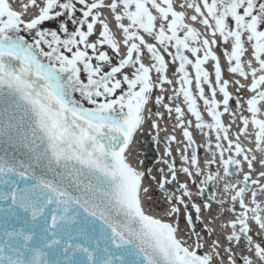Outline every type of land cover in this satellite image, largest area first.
Segmentation results:
<instances>
[{
    "label": "snow or ice",
    "instance_id": "snow-or-ice-1",
    "mask_svg": "<svg viewBox=\"0 0 264 264\" xmlns=\"http://www.w3.org/2000/svg\"><path fill=\"white\" fill-rule=\"evenodd\" d=\"M23 7L36 11L25 20L24 12L0 0V141L5 145L0 264H264V202L257 200L264 197V0H191L179 4L180 10L173 0H27ZM102 9L110 10L122 34L123 55ZM184 9L194 14L186 17ZM186 19L204 26L205 34ZM221 43L227 71L247 81H235L236 91L250 93L246 100L236 97L234 108L229 80L222 79L221 59L213 51ZM145 51L148 65L142 62ZM165 54L172 63L179 61L175 81L166 75ZM209 61L214 83L203 67ZM186 66L194 69L197 96ZM174 83L180 85L174 95L182 94L195 128L214 132L215 144L203 145L209 158L202 170L188 130L192 121L185 122L179 105L170 107L162 103L164 95L156 96L157 106L175 112V127L187 141L179 153L181 166L166 148L167 158L159 161L166 168L157 169V176L152 168L130 163L126 150L146 123L159 127L152 117L161 118V112L148 107L153 89L163 93L164 85ZM197 99L211 122H205ZM225 114L232 124L240 122L235 139L222 120ZM240 136L252 147H242ZM8 146L15 150L12 156ZM217 164L223 175L211 170ZM256 164L261 170L254 176ZM241 172L242 179L222 188L231 206L215 192L195 203L187 182L178 184L179 195L167 192L179 174L203 196L213 182ZM146 178L155 181L170 206L160 218L145 211ZM213 203L232 214L221 226L228 233L221 231L220 237L209 226L215 221ZM205 212L211 220L202 219ZM181 216L188 239L178 235Z\"/></svg>",
    "mask_w": 264,
    "mask_h": 264
},
{
    "label": "bare ground",
    "instance_id": "bare-ground-1",
    "mask_svg": "<svg viewBox=\"0 0 264 264\" xmlns=\"http://www.w3.org/2000/svg\"><path fill=\"white\" fill-rule=\"evenodd\" d=\"M9 4L11 5V7L13 8V10L15 11H20V12H24V19L27 20L29 18V16L33 15L35 13V9L34 8H29V9H25L23 7L24 4L27 3V0H8ZM108 0H105V3H107ZM186 2H191V0H173V3L177 5V10H180L178 8L179 4L181 3H186ZM196 2H199V0H196ZM186 17H190L193 13V10L191 9H184ZM110 10L108 9H102L101 10V18L105 19L106 22L109 24V28L112 31V33L114 34L115 38L121 42V52L124 50V45L122 43V34L120 33L119 29L116 27L115 23H114V19L113 17L109 14ZM186 22L189 23L192 27L196 28L201 34L202 36L205 34L206 30L204 28V26L200 25L198 22H193L190 19H186ZM149 42H153L151 41L150 38ZM225 45L218 44V46L213 48V51L216 53V55L218 57H220L221 59V69H222V79H227L229 80V87L228 90L231 93L233 100L230 101V108H234L235 104H234V100L236 97H240L242 100H246L248 98V96L250 95V93H248L245 89H241L239 92L236 91L237 85L235 84V81L239 80L241 84H245L247 83V81H245L243 78L239 77V75L237 74H232L230 72L227 71L226 65H227V61L223 58V51H224ZM185 55L189 56V59H195L194 57H192L189 53L185 52ZM248 58V54L246 53L245 56L243 57V59H247ZM213 63L212 61L207 62L205 65H203V67L205 68L206 71L209 72V78L210 80L213 81L214 83V68H213ZM189 68H191V66H189ZM154 73V71H153ZM166 75L168 76L169 79L175 81L177 79L180 78V76L176 75V72L174 70V64L173 63H168V69L166 71ZM191 78L193 80V85L191 86V90L193 92L194 96H197L198 94L195 91V72L194 69L191 68ZM155 82V80H153ZM165 91L163 93L160 92L159 87H156L153 89V93H152V99L149 102L148 107L150 109H152L153 111H160L162 116L161 118H156V117H152L153 120H156V122L158 123L159 127L157 129H152L148 123L145 124L144 128L135 136L133 143L129 146V149L126 150V155L128 158V161L130 163H132L134 166H136L138 169H146V168H152L157 170L160 167L161 168H166L165 165L160 164L159 161L162 158H167L163 156L164 150L166 148L170 149L172 151V157L170 158V160H174L176 167L179 168L181 166V161H180V155L179 153L181 151H183L187 145V141L184 140L183 135H182V130L180 128L175 127L176 125V119H175V112L173 111V113L171 115H169L162 106H157L155 104V97L158 95H164L165 99L162 103H169L170 107H175V105H179L185 115H184V120L185 122L191 120L192 121V127H190L188 130L192 133V137L193 140L195 139L198 142V150H197V155H198V160L200 162V167L203 170L204 169V161L209 158V153L205 150V148L203 147V145L208 142L209 140L212 142V144H215V141L213 140V138L211 136H214L215 133L209 131L208 129H204V132H209L208 137L204 136V132L198 130L195 128V118L191 116L190 113L187 112V105L183 102V96L182 94L179 97H176L174 95V88H179L180 85L179 84H173V85H164L163 86ZM205 87V94L206 95H210V92L208 91V88L206 85H204ZM171 96L172 100L169 101L167 99V97ZM217 99L220 100L221 99V95L219 94V92L217 91ZM197 106L198 109L202 112V115L204 116V120L205 122H211L210 118L207 116L205 110H204V105H203V101L197 99ZM222 110V109H221ZM239 115V114H238ZM244 115H249L247 112H244ZM223 122L225 123L226 126L231 125V127L229 128V136L232 139H235L236 135L238 134V129L240 127V122L237 119L235 124H232V121L230 119V117L225 114L224 117H222ZM249 131H251V128H249ZM169 136H175L176 137V141L169 143L167 140V137ZM151 137V139H153V143L150 145L153 148V153H155V155H157L158 157V163L156 165H153L150 163V161H144L142 159H139V155L144 153V150H142V139H149ZM240 142L242 144V147H244L245 149L252 147L251 144H249L247 142V140L245 139L244 136H240ZM226 146V142L223 143ZM213 150H215L213 148ZM192 149H189L188 152L186 154L191 155ZM229 155V153H225V156L227 157ZM140 161H143V164H140ZM241 167L243 168L244 171H247V167L246 164L242 162ZM256 168V172L254 174L258 175L259 170H261V166L259 164L255 165ZM212 171H220L221 175H223L222 173V169L220 168V166L217 165H213L211 167ZM233 173L236 172V169L233 168V170H231ZM234 177V181L235 179H242L243 178V173L241 172L240 175L236 176L233 175ZM203 177L197 178V184H199V180L202 179ZM187 182L189 185V190L193 193V201L197 204L202 203L204 200H206L210 195H212L213 192L216 193V196L218 199H224L226 201V207L227 206H231V200L229 195H226L223 193L222 188L223 185L225 183H232L230 180V176L224 177L222 180H220L219 183H215L213 182L210 187L206 188L204 191L203 196H197L196 192H197V187L193 186L192 183L190 181H186V178L184 176V174H179L178 175V181H177V185L179 183H185ZM145 184V182H144ZM167 187V185H166ZM161 191V190H160ZM162 192V191H161ZM158 191H148V193L143 197V204H144V208L147 214L152 215L156 218H160L162 216H164V213L169 209V205L166 202V196L165 193H161ZM167 192L169 195L175 193V195H179V191L177 190H172V189H167ZM159 194V198L156 199L155 201L153 200H149L151 198V196ZM261 196H257V200L258 202H264V197L260 198ZM246 199H250V193H246ZM164 201V202H162ZM237 207V211H239V207L238 205ZM153 209L154 212L156 213H151L150 214V210ZM218 209H221L220 205H217L215 203H213L212 205V215L215 217V220H217L220 216V214L224 215L226 217V219L223 220H217L215 221V223L210 226L215 230L216 236L220 237V233L221 231H223L225 234L228 233V229L227 228H221L222 225H224L232 216L231 213H227L223 210L218 211ZM189 211H192L194 213V211L192 209H189ZM195 217V214L193 215V218ZM204 217H207L209 220L212 219V217L208 216V213H202V219ZM182 219L183 216H181L180 218V228H181V233H178V235L180 236V238L182 239H188V235L190 232V229H187L185 227L184 224H182ZM172 222V221H169ZM196 230L198 232H201V235H204V233L201 231L202 225L197 223L196 224ZM207 238V237H206ZM256 238V237H254ZM195 237H192L191 240H189V243H192V240H194ZM221 242L223 244V240L221 238ZM226 246V245H224ZM246 254V253H245Z\"/></svg>",
    "mask_w": 264,
    "mask_h": 264
},
{
    "label": "rangeland",
    "instance_id": "rangeland-1",
    "mask_svg": "<svg viewBox=\"0 0 264 264\" xmlns=\"http://www.w3.org/2000/svg\"><path fill=\"white\" fill-rule=\"evenodd\" d=\"M49 27L50 28H53L54 29V25H49ZM104 50H108L107 49V46H105V48H104ZM125 48H124V50L121 52V54L123 55L124 53H125ZM169 51H172L173 53H174V50L173 49H169ZM109 54L110 55H112V56H114V54L113 53H111V52H109ZM165 59H166V61L168 62V63H172V61H171V58L170 57H168L167 56V54H165ZM142 62H144L146 65H148V64H150L151 63V60H150V57L148 56V54L146 53V51H145V54H144V56L142 57ZM174 64V70H175V72H176V69L179 67V61H177V62H175V63H173ZM186 70H187V72H188V74H189V76H190V78H191V68H189V66H186ZM129 71V74H131L130 73V71L131 70H128ZM151 75H152V77H153V80H156V73L154 72H152L151 73ZM176 75H178V76H180V74L179 73H177L176 72ZM76 95V94H75ZM76 98L77 99H79V95H76ZM86 106H88V105H86ZM148 140H150V143L152 144L153 143V139H151V137L148 139ZM213 140L215 141V135H214V138H213ZM194 141H195V148H196V151L198 150V142L194 139ZM221 143L223 144L224 143V141H221ZM139 159H142V160H144V161H150V163L152 164V166L153 165H156L157 163H158V157H157V155H155V153H152V161L151 160H148V158H147V155L145 154V153H142V154H140L139 155ZM161 168V167H160ZM234 168V167H233ZM233 168L231 169V170H233ZM152 169H153V167H152ZM153 175H157V176H159V173L157 172V170H155V169H153V173H152ZM230 180H231V182H234V177H233V175L232 176H230ZM145 186L146 187H148L149 188V190L150 191H152V190H154V191H158V192H161L160 190H159V187H158V185L155 183V181H150V179H148V178H146L145 179ZM167 189L169 190V189H174V190H176L177 191V189H178V185H177V182H174V184H171V185H167ZM161 193H163V192H161ZM159 194H156V195H153V196H151V198L149 199V200H153V201H155L156 199H158L159 198V196H158ZM261 198V197H260ZM263 198V197H262ZM162 202H164V201H162ZM157 212V211H156ZM156 212H154V210L153 209H151L150 210V214L151 213H156ZM192 214L194 215L195 213H193L192 212ZM220 217L217 219L218 221L220 220H223V219H226V217L224 216V215H222V214H220L219 215ZM217 220H215V221H217ZM215 221L212 223V224H210L209 226H212L214 223H215ZM182 224H184L185 225V220H184V218L182 219ZM197 226V225H196Z\"/></svg>",
    "mask_w": 264,
    "mask_h": 264
},
{
    "label": "water",
    "instance_id": "water-1",
    "mask_svg": "<svg viewBox=\"0 0 264 264\" xmlns=\"http://www.w3.org/2000/svg\"><path fill=\"white\" fill-rule=\"evenodd\" d=\"M144 148H145L146 153L151 152V149L148 147L147 143H145Z\"/></svg>",
    "mask_w": 264,
    "mask_h": 264
}]
</instances>
